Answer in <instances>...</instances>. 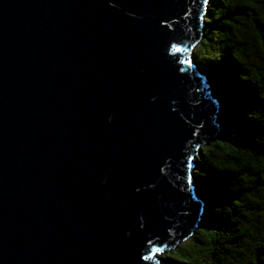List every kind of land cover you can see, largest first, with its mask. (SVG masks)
<instances>
[{"label":"water","instance_id":"95a60500","mask_svg":"<svg viewBox=\"0 0 264 264\" xmlns=\"http://www.w3.org/2000/svg\"><path fill=\"white\" fill-rule=\"evenodd\" d=\"M209 3L0 0V264H164L195 235Z\"/></svg>","mask_w":264,"mask_h":264},{"label":"trees","instance_id":"16d2710c","mask_svg":"<svg viewBox=\"0 0 264 264\" xmlns=\"http://www.w3.org/2000/svg\"><path fill=\"white\" fill-rule=\"evenodd\" d=\"M204 21L201 43L207 39L228 66L232 96L221 101L219 133L197 158L222 189L190 239L200 243L198 232L215 221L204 264H264V0H210Z\"/></svg>","mask_w":264,"mask_h":264},{"label":"rangeland","instance_id":"374dc122","mask_svg":"<svg viewBox=\"0 0 264 264\" xmlns=\"http://www.w3.org/2000/svg\"><path fill=\"white\" fill-rule=\"evenodd\" d=\"M219 55L208 44V40L205 39L204 43H200L193 51L192 58L198 69L205 73L212 79L213 89L216 95L220 96V100L225 102L232 96V88L229 86L228 77L226 71L228 66L225 61L222 63L219 60ZM196 184L198 187V193L200 197L207 201V207H210L213 202V197L219 194L222 188L212 184L211 172L208 165L203 164V167H198L196 172ZM218 223L212 221L202 232H198L201 237L200 243H194L189 239L182 242L180 248H175L166 254L167 264H204V261L208 257L210 252V245H213V238L216 236L218 230ZM220 225L226 226V220H222ZM163 256V254L161 255Z\"/></svg>","mask_w":264,"mask_h":264},{"label":"snow or ice","instance_id":"6c2138e0","mask_svg":"<svg viewBox=\"0 0 264 264\" xmlns=\"http://www.w3.org/2000/svg\"><path fill=\"white\" fill-rule=\"evenodd\" d=\"M205 3H207V0H205ZM176 46L173 45V48H175ZM177 51H179V49H177ZM184 63L188 64L190 63V61H184ZM180 71H184V69H180ZM152 243V247L149 248L147 251L149 252V255H145L142 257L143 260H151L153 259V256L156 255V254H161L165 251V247H160V246H157L156 243L154 242H151Z\"/></svg>","mask_w":264,"mask_h":264}]
</instances>
